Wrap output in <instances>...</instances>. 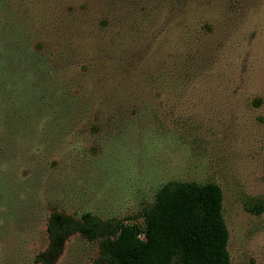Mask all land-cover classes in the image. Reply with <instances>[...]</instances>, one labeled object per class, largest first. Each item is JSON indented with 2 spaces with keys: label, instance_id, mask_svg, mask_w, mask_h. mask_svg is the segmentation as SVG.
Listing matches in <instances>:
<instances>
[{
  "label": "rangeland",
  "instance_id": "rangeland-1",
  "mask_svg": "<svg viewBox=\"0 0 264 264\" xmlns=\"http://www.w3.org/2000/svg\"><path fill=\"white\" fill-rule=\"evenodd\" d=\"M169 181L218 185L230 264H264V0H0V264L51 210L140 222Z\"/></svg>",
  "mask_w": 264,
  "mask_h": 264
},
{
  "label": "trees",
  "instance_id": "trees-1",
  "mask_svg": "<svg viewBox=\"0 0 264 264\" xmlns=\"http://www.w3.org/2000/svg\"><path fill=\"white\" fill-rule=\"evenodd\" d=\"M140 222L79 218L51 210L47 245L31 264H55L74 235L97 242L91 264H230L222 192L214 183L169 181L154 196Z\"/></svg>",
  "mask_w": 264,
  "mask_h": 264
}]
</instances>
